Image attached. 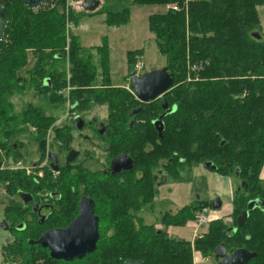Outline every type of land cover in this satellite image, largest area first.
I'll return each instance as SVG.
<instances>
[{
	"label": "trees",
	"instance_id": "1",
	"mask_svg": "<svg viewBox=\"0 0 264 264\" xmlns=\"http://www.w3.org/2000/svg\"><path fill=\"white\" fill-rule=\"evenodd\" d=\"M6 1L2 0V5L9 11L10 22L0 47L2 99L12 94L21 82L17 81L21 79L17 73L26 67V49H32L37 55L47 47L63 48L66 43L62 15L46 8L27 9L18 0ZM184 2L130 0L120 11H105V23L115 28L126 26L132 6L179 7L177 12L168 8L163 14L149 16L148 30L156 39L160 56L167 60L166 69L175 86L166 96L178 108L166 120V159L177 153L178 158L190 164L229 162L232 168L243 170L248 184L253 180L256 196L264 200V180L260 179V169L264 166V0H193L188 6ZM255 35L260 38L256 39ZM6 40H10L8 45ZM76 40L73 38L69 45L68 59L72 66L69 83L72 104L78 108L86 97L90 106L92 102L108 105L112 112L117 90L110 85L108 47L98 49L104 84L97 88L92 85L96 82V68L93 63L80 59L82 46ZM58 50L53 55L55 61L65 58ZM138 56L140 51L129 53L128 63L132 65L129 71L135 69ZM190 65L198 68L196 84L186 82ZM47 82L45 79L42 88L51 92L52 84ZM22 86L20 83L19 87ZM55 95L51 93V97ZM0 109L3 110V103ZM14 159L17 162L16 155ZM22 174L21 178L16 171H0V185L8 184L12 193L27 189L30 182ZM181 213L183 217L178 220L182 225L193 219L190 211ZM127 228V224L120 228L114 243L103 241L94 263L101 259L99 264L128 261L193 264L192 242L169 239L154 229L139 232ZM208 231L204 238L194 242L193 248L201 256L211 255L219 245L225 244L229 254L245 249L257 255L250 264H264V211L252 214L245 226L230 236L227 227L218 221L210 224ZM26 255L30 256L28 251Z\"/></svg>",
	"mask_w": 264,
	"mask_h": 264
},
{
	"label": "flooded vegetation",
	"instance_id": "2",
	"mask_svg": "<svg viewBox=\"0 0 264 264\" xmlns=\"http://www.w3.org/2000/svg\"><path fill=\"white\" fill-rule=\"evenodd\" d=\"M142 75H144L143 71L139 75L135 73L137 78H141ZM47 81L51 84L50 79ZM126 84L124 87L111 86L117 90L116 95L113 96L112 112L109 111L108 105L93 102L90 108H86L88 104L84 97L83 103H80L78 108L75 104L70 105V112L75 114L79 109L78 113L73 118L70 116L65 119L70 124L74 122V128L65 127L63 134H58L62 129L49 130L52 135H59L62 140L57 141L55 146L57 150L46 151L47 154L42 163L41 161L33 163L32 172L27 173L30 182L28 188L19 189L15 193V197H18L21 202L17 207L30 213L28 218L32 223L30 226L22 223L16 227L18 233L27 230L25 232L27 234L22 235L21 238L13 236L14 241L7 246L11 250L4 256L2 264H8V260L14 264H99L101 259L94 263L98 260V256L95 255L101 252L103 241L114 243L118 231L125 224H127V229L133 231L144 230L145 232L154 229L158 235L164 233L167 238L175 240L167 235V232L155 227L157 225L165 227L182 225V222L178 220L183 217L182 211H190L193 218L190 220L193 224L195 223L194 225L200 229L206 228L194 237L193 247L194 242L204 238L209 232L210 224L216 221L227 227V233L230 236L242 228L237 224L238 217L243 211H247L249 204L259 200L264 201L263 198L256 196L253 180H250L248 184V178L239 167L232 168L231 163L226 161L221 162V165L218 164L219 162L206 161L197 165L223 177L231 175L237 181L236 192L230 204L231 210H227L225 215H221L220 212L215 216L210 214H214L212 211L222 210L223 202L217 195L213 200L199 201L196 205L186 207L180 212L167 213L168 210L162 208L156 200L159 198L162 187L167 186L168 178L183 183L193 181L192 179L190 182H184L180 179L182 172L193 175L191 173L193 163H186L178 158L177 153H173L169 160L166 159L167 145L164 141V134L168 130L166 120L178 111L177 105L171 104L166 94L172 92L175 86L173 85L168 92L159 95L156 99L144 102L135 97V84L130 76ZM164 103L168 107L163 108ZM96 106L105 109L107 113L105 121L98 119V115L88 116L89 111L94 110ZM173 108L176 109L175 112L168 115V111ZM45 118L43 128L53 117L46 116ZM78 118L80 119L79 124ZM73 133H76L75 139H68ZM77 143L79 146L76 148L74 144ZM12 145L18 159L17 162L13 161V164L16 163L17 166L19 163L20 165V168L14 170L22 178L24 167L21 166L23 161L20 152L24 145L21 143ZM8 153L10 151L5 145L0 147V158L8 157L10 155ZM50 155L56 158L58 172H54L50 166L52 164ZM72 157H74L73 161L70 160ZM122 157L124 160L122 167L131 168L128 170L124 168L126 171L114 174L112 162ZM206 163L214 164L217 169L214 171L205 169ZM2 170L3 168H0V171ZM35 171L44 173L41 179L34 176ZM47 172L57 174V177H50ZM31 173L33 175H30ZM40 188L42 191H39ZM82 202L90 204L93 210L92 217L96 218L98 240L95 251L82 259L76 258L70 261L51 258V250L40 245L41 238L49 232L70 228L81 215L80 203ZM215 205L219 207L215 208ZM163 206L167 207V203ZM61 208L64 211H61ZM263 209L264 206L253 209L250 216L264 211ZM154 211L165 212L155 217L152 215ZM237 211L240 212L235 218ZM89 213L90 211L86 215ZM87 219L91 227L93 221ZM3 220L1 228L13 232L14 227H11L7 220ZM30 236L31 238H25ZM221 245L225 246V244ZM27 247L32 249L28 257ZM225 249L227 255H231L226 246ZM193 252L202 257L204 263H217L214 250L213 254L207 256H201L195 247Z\"/></svg>",
	"mask_w": 264,
	"mask_h": 264
},
{
	"label": "rangeland",
	"instance_id": "3",
	"mask_svg": "<svg viewBox=\"0 0 264 264\" xmlns=\"http://www.w3.org/2000/svg\"><path fill=\"white\" fill-rule=\"evenodd\" d=\"M9 2V0H7ZM6 1V3H7ZM86 0H55L53 4L46 5L40 9L46 8L50 11L62 15L65 24V45L57 48H49L43 50L41 53L35 55L32 49H26V67L17 73L21 79L20 83L15 87L12 94H7L6 97L0 98V103H3V110L0 109V147L4 145L9 149L10 155L8 157L0 158V168L3 172L15 171L14 169L20 168V165L13 164L14 150L13 143H21L24 148L21 149L22 161L24 167L23 172H32L31 166L33 163L45 160L46 151L55 149L58 140H62L59 135H52V128L62 129L58 134L64 133L65 127L74 128L73 124L65 120L67 117L72 118L75 114L70 112V105L73 103L70 98L72 88L69 86L72 66L69 59V45L73 38L77 39L79 46H82L80 52L84 62L89 61L93 63L97 76L94 87H101L104 84L103 65L101 55L98 49L107 45L108 47V70L110 85L113 87H124L130 76V66L128 63L129 53L136 51L141 52L138 56V62L144 65L143 74L151 73L156 70H163L167 67V60L164 56H160L156 39L149 29V16L154 14L165 13L166 7L161 6H132L130 8V21L122 28L109 27L105 23L107 18L106 12L120 11L126 8L128 3L126 1L119 2L116 0H99V12L95 15L89 14L84 11L82 5ZM112 1V2H111ZM198 1V0H197ZM173 6V5H172ZM171 6V7H172ZM170 6L168 8H171ZM167 8V9H168ZM39 9V10H40ZM36 10V11H39ZM97 10V11H98ZM103 11V12H102ZM261 13V12H260ZM263 14V13H261ZM24 38V37H23ZM10 40H6L8 45ZM59 51L65 58L61 61H55L53 58L54 52ZM39 67V68H38ZM194 65L188 68V78L186 82L189 84L197 83ZM45 79H50L52 91L42 88ZM54 86H57L56 89ZM55 92L56 95L51 97V93ZM126 92V91H125ZM86 108H90V103H87ZM28 112H25V111ZM89 117L98 115L97 118L105 121L107 113L104 108L100 109L99 106L90 110ZM42 114V117H41ZM53 117L52 120L44 128L43 117ZM73 121V120H72ZM68 125V126H67ZM43 128V129H42ZM22 129V130H21ZM22 132V133H21ZM48 132V134H47ZM76 133L69 136L68 139H75ZM8 140V141H6ZM54 141V143H52ZM76 148L78 143L74 144ZM2 162V163H1ZM191 173H193V181L190 183H183L179 180L168 178L167 186L162 187L157 203L164 209L170 212H180L182 209L196 205L199 201H210L218 195L223 202L222 210L212 211L213 216L220 212L225 215L227 210H231L232 197L236 192L237 181L230 175L223 177L218 173L204 170L202 166L193 163L191 165ZM260 179L264 180V166L260 169ZM50 177H57V174L49 173ZM36 178L41 179L43 172L35 171ZM30 175H33L32 173ZM33 176V177H34ZM8 184L0 185V264L4 262L3 258L6 253L11 250L8 244L14 241V237L21 238L22 235L27 234V230L19 232L16 227L22 223L31 225L27 213L22 208L17 207L21 202L16 194L8 190ZM42 191V188L39 189ZM167 207L163 206L166 205ZM162 209V210H164ZM172 210V211H170ZM30 211V210H28ZM61 211H64L61 208ZM165 211H154L152 214L159 217L160 213ZM209 213V211H208ZM234 213V212H233ZM238 213H236V216ZM212 217V216H211ZM7 220L10 226L14 227L13 232L5 231L1 228V223ZM196 219V217H195ZM195 224V223H194ZM189 220L184 225L165 227L157 225L155 228L167 232V235L175 240H184L193 242L197 235L201 234L206 228L200 229ZM194 225V226H193ZM206 227V226H205ZM14 236V237H13ZM26 239L31 238L25 237ZM29 255L32 249L27 247ZM192 250L194 248L192 247ZM193 252V251H192ZM203 258L193 252V264H217V263H204ZM8 264L14 262L8 260Z\"/></svg>",
	"mask_w": 264,
	"mask_h": 264
},
{
	"label": "water",
	"instance_id": "4",
	"mask_svg": "<svg viewBox=\"0 0 264 264\" xmlns=\"http://www.w3.org/2000/svg\"><path fill=\"white\" fill-rule=\"evenodd\" d=\"M22 3L27 9L36 11L42 7H45L50 0H18ZM100 5L99 0H86L82 5L84 11L88 13H95ZM10 22L9 11L6 10V7L2 5V0H0V47L4 41L5 34L7 32ZM256 39H259L260 36L255 35ZM130 78L135 84V97H138L144 102L154 100L159 95H162L168 92L174 85L172 75L168 73V70L164 68L163 70H156L151 73H146L142 75L141 78L135 76V72L130 73ZM49 84V82H47ZM168 105L164 103L166 108ZM175 108L168 111V115L175 112ZM166 116V115H165ZM78 124L80 119H77ZM80 127V125H78ZM223 145V144H222ZM52 159V166L54 172H58L57 161L54 155H50ZM72 157L70 160L73 161ZM123 157L112 162V169L114 174L120 173L123 170H128L131 167L126 168L123 166ZM205 169L216 170V166L212 163H206L204 165ZM125 168V169H124ZM125 170V171H126ZM180 179L184 182H190L193 179V175L188 172H182ZM264 201L259 200L251 202L248 206L247 211H243L238 217V226L243 227L247 220L249 219L250 212L253 209L263 207ZM219 205H215V208H218ZM81 215L78 220L74 222L70 228L62 231L49 232L44 235L40 240V245L51 250V258L56 260H74L76 258L82 259L84 256L92 254L96 249V242L98 240V232L96 225V218H93V210L90 204H85V202L80 203ZM90 213L86 215V213ZM93 221V225L89 227L88 219ZM225 246L221 245L217 247L215 252V259L219 262L217 264H250L255 258L256 253H251L245 249L236 250L231 255H227L225 251ZM125 264H143L142 262H132L128 261Z\"/></svg>",
	"mask_w": 264,
	"mask_h": 264
},
{
	"label": "built area",
	"instance_id": "5",
	"mask_svg": "<svg viewBox=\"0 0 264 264\" xmlns=\"http://www.w3.org/2000/svg\"><path fill=\"white\" fill-rule=\"evenodd\" d=\"M54 1H55V0H50V2H49L47 5H51V4H53ZM190 1H193V0H185L184 3L186 4V6H188V4H189ZM171 9H172L173 11H175V12L179 11V7H178V6H172ZM142 69H144V65H143V63H142V62H138V63L136 64L135 69H134L133 71H135L136 75H139L140 72L143 71ZM200 218H201V216H199V220H201Z\"/></svg>",
	"mask_w": 264,
	"mask_h": 264
},
{
	"label": "crops",
	"instance_id": "6",
	"mask_svg": "<svg viewBox=\"0 0 264 264\" xmlns=\"http://www.w3.org/2000/svg\"><path fill=\"white\" fill-rule=\"evenodd\" d=\"M114 1V0H113ZM116 1H118V3L119 2H122L123 0H116ZM124 1H126V2H129L130 0H124ZM112 2V1H111ZM167 9L165 8V11H166Z\"/></svg>",
	"mask_w": 264,
	"mask_h": 264
},
{
	"label": "bare ground",
	"instance_id": "7",
	"mask_svg": "<svg viewBox=\"0 0 264 264\" xmlns=\"http://www.w3.org/2000/svg\"><path fill=\"white\" fill-rule=\"evenodd\" d=\"M197 70H198V68H196V67H193V71H195V72H196ZM195 72H194V73H195Z\"/></svg>",
	"mask_w": 264,
	"mask_h": 264
}]
</instances>
